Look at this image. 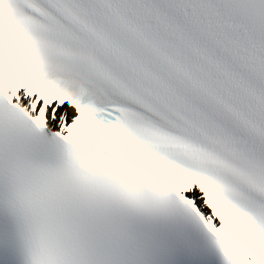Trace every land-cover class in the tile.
<instances>
[{"label": "snow or ice", "instance_id": "obj_1", "mask_svg": "<svg viewBox=\"0 0 264 264\" xmlns=\"http://www.w3.org/2000/svg\"><path fill=\"white\" fill-rule=\"evenodd\" d=\"M0 264H264V0H0Z\"/></svg>", "mask_w": 264, "mask_h": 264}]
</instances>
